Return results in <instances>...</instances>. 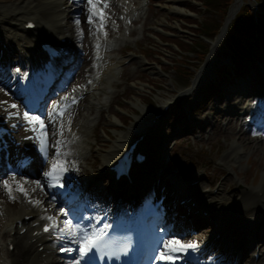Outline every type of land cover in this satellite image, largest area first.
I'll use <instances>...</instances> for the list:
<instances>
[{
    "label": "snow or ice",
    "instance_id": "6c2138e0",
    "mask_svg": "<svg viewBox=\"0 0 264 264\" xmlns=\"http://www.w3.org/2000/svg\"><path fill=\"white\" fill-rule=\"evenodd\" d=\"M89 6V23L93 22V17L101 18V12L98 10L100 8V0H88ZM103 7H107V4L104 3ZM97 9V11H94ZM77 26H79V19L75 20ZM102 27V25H101ZM82 34V33H81ZM65 101H68L69 98L65 97ZM75 98H71L69 104H66L64 108H60L59 104L53 107V111L48 113V116L51 117L52 122H55L59 117H62L64 111L67 107H70L71 103H75ZM6 101H0V106L6 105ZM8 108H17L16 104H7ZM9 116L20 115L19 112H8ZM23 118L28 121L30 125H32V130L36 132L38 135L36 139L39 142L41 152L47 156V132L46 125L44 121L41 120L38 116H30L28 112L23 113ZM63 132V124L60 125V134ZM60 145V141L56 142V147L58 148ZM66 155L65 153H57V158L52 161L51 168L49 171L45 172L44 175L50 179L51 182H54V186L63 188L64 185L60 183L61 176L63 172H66L68 169L64 167L63 161L59 159L60 156ZM4 187L9 191V196L12 199H15L11 194V188L7 181L4 182ZM19 191L24 192L25 195H28V192L24 189H18ZM34 191V189H33ZM30 203H34L36 205H40V201L30 200ZM62 215H67L61 210ZM43 219L47 220L48 223L44 226V231L48 232L50 230L58 231L62 236H66L71 239V242L74 244L80 245L79 249H74L78 251L81 260L88 254L93 252L100 253V257H107L109 260L115 258L116 260L120 259L122 253H127L129 245L127 243L121 244L118 247H113L112 244L108 241V233L106 229L109 227L108 225H104L103 228H96L93 225L83 226L80 223L73 224L70 220H66L63 223H60L56 217L52 215H45ZM163 246L159 249V254L153 259L163 261L164 264H175L176 260L181 259L182 257L175 255L177 252H185L188 249H194L197 247L195 243H189L186 245H182L179 248H171L169 243H163ZM61 251H66V249H61ZM75 264H80V260H76Z\"/></svg>",
    "mask_w": 264,
    "mask_h": 264
},
{
    "label": "bare ground",
    "instance_id": "6f19581e",
    "mask_svg": "<svg viewBox=\"0 0 264 264\" xmlns=\"http://www.w3.org/2000/svg\"><path fill=\"white\" fill-rule=\"evenodd\" d=\"M63 4V0H16L12 4L2 3L0 5V27H3L1 29V33L3 34V37L7 42H9L12 38H15L13 41L16 42L12 44H10V42L7 44L8 52L11 53L9 55H5V57L16 56L18 53L25 51L26 49L31 47L27 38V34L25 35V31L23 30L22 26L27 20H31L32 18L35 19L38 25L45 26L46 30L49 33L50 31H53L50 33V35H55V33L64 35L63 33L69 32V29L66 28L64 20L65 16L71 13V11H68L67 7H65ZM181 9V7H177L176 5L171 6V10ZM120 141L121 140L117 141L116 144H113L111 148L105 152V154H102L101 159L103 165L111 161L115 155L119 154L117 148L120 145L122 146ZM233 155L235 156V158L239 157L238 155ZM225 161H233V158L227 155ZM241 198L244 208H247L249 204L254 205L264 202V199H257L254 196H241ZM27 207L28 206L26 205V208ZM249 208L250 207H248L247 209ZM12 214L13 217L20 215L17 211ZM5 216L7 215H4L3 217ZM186 217L191 220V216L189 214H187ZM188 218L184 220L183 225L190 224ZM171 221L172 218L168 220L167 225L170 224ZM221 224L222 223H220L219 225ZM24 239L25 236H14L15 248H17V253L20 254L23 259H21L20 256H14L12 258L14 249L11 252L6 251L5 257L10 260L11 264H28L27 261L30 257L32 258V264H53L55 262H58V259L52 262V258H54L53 253L49 255L45 250L40 253L36 251L33 252L29 247H25ZM63 242L67 243L66 241ZM62 246L63 245H59V247ZM69 246L70 243L68 242L64 245V248ZM20 247L21 249L19 251ZM53 250L54 247L53 249L51 248L50 252H53ZM0 251L2 252L1 249ZM54 253L60 255L57 252ZM61 257H70V255L61 254Z\"/></svg>",
    "mask_w": 264,
    "mask_h": 264
},
{
    "label": "rangeland",
    "instance_id": "374dc122",
    "mask_svg": "<svg viewBox=\"0 0 264 264\" xmlns=\"http://www.w3.org/2000/svg\"><path fill=\"white\" fill-rule=\"evenodd\" d=\"M151 23H154V20H151ZM150 42H151V39H147V40H145V43H150ZM193 64H194V65L190 67L191 70H193L194 67L197 65V63H193ZM179 79H180V80H184V78H182V77H180ZM134 94L137 95V93H134ZM134 97H135L134 95H132L131 97H129V102H132V101L134 100ZM154 99H155V101H156V105H157L158 99H157V98H154ZM130 108H132V106H128L127 108H125V110L129 111ZM190 119H193V116H190ZM199 121H200V119H198L197 122H199ZM188 140H189V139H183V140L179 141L178 144H181V145L179 146V149H181V146H185V144H187ZM176 147L178 148V145H176ZM214 166H216V164L213 163V167H214ZM216 171H218V170H216ZM200 173H201V172H200ZM200 173H198V174H200ZM205 174H206L210 179H211V178L216 179L217 176H218V174H213V171L211 170V168L208 169V170H206V173H205ZM220 182H221V184L223 185V189H224V191H225L224 196H236V195L238 194L237 191L230 192V191L232 190L233 186H237L238 181H237L236 183H234L233 180H232V178L227 177V178L221 180Z\"/></svg>",
    "mask_w": 264,
    "mask_h": 264
}]
</instances>
